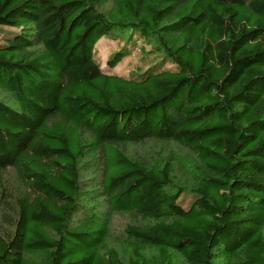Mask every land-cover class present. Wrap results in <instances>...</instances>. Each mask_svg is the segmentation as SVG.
<instances>
[{
	"label": "trees",
	"instance_id": "1",
	"mask_svg": "<svg viewBox=\"0 0 264 264\" xmlns=\"http://www.w3.org/2000/svg\"><path fill=\"white\" fill-rule=\"evenodd\" d=\"M0 28L17 31L0 39V264H264V0H0ZM117 32L173 68L103 72ZM149 142L171 150L129 153Z\"/></svg>",
	"mask_w": 264,
	"mask_h": 264
},
{
	"label": "rangeland",
	"instance_id": "2",
	"mask_svg": "<svg viewBox=\"0 0 264 264\" xmlns=\"http://www.w3.org/2000/svg\"><path fill=\"white\" fill-rule=\"evenodd\" d=\"M17 31L10 28H0V39H5L6 37L11 36L12 33H16ZM126 49L127 53L130 55L126 57L121 64H119L115 69L110 70L107 68V62L111 58V56L120 51ZM153 50L152 47L147 46L145 41L140 38L137 33H120L117 32L116 34L112 35L109 38H103L99 41V44L96 46L95 49V58L97 62L100 64L101 69L103 72L109 75H118L120 77H131L132 74L138 71H147L150 68L156 69H172L173 67L170 66L168 63L162 62V57L157 54H152L151 51ZM0 100L4 103L15 106L13 99L10 95L0 92ZM170 147H165L163 149H156L154 145L149 142L147 144L141 145L137 148H131L129 153L134 156H139L145 160L152 159L153 155H157L158 152L166 154L170 151ZM177 156H180L183 161H188L187 157L184 153H180L179 151L176 152ZM180 154V155H179ZM186 158V159H185ZM93 167L92 163L87 164V167L84 170H89ZM100 178L97 177L96 179ZM98 182V181H97ZM97 182H89V185H96ZM85 186L88 184L85 182ZM93 188L89 189L90 191L83 195L80 200L86 201L88 199H92L96 196V193L92 190ZM173 193L176 191L172 189ZM194 198L187 194L183 195L180 200L179 204L187 209L189 208L190 204ZM83 204V203H82ZM93 211V206L90 203H85L83 207H79L78 211L73 217L72 223H77L78 221L82 220L86 215L90 214ZM5 222V221H4ZM131 223L130 216H122V215H115L112 218V222L110 225V231L112 237L115 239L123 238L125 235V229ZM9 231V230H5ZM4 231V232H5ZM114 243V242H112ZM115 244V243H114Z\"/></svg>",
	"mask_w": 264,
	"mask_h": 264
}]
</instances>
